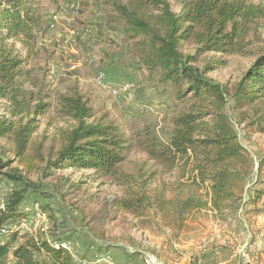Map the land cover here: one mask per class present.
<instances>
[{"label": "rangeland", "instance_id": "374dc122", "mask_svg": "<svg viewBox=\"0 0 264 264\" xmlns=\"http://www.w3.org/2000/svg\"><path fill=\"white\" fill-rule=\"evenodd\" d=\"M139 1L39 0L44 24L34 47L28 51L20 43H7V48L14 47V52H19L26 63L18 85L21 103L0 98V117L12 122L15 128L33 119L37 131L22 157L16 155L14 136L0 138V160H11L7 170L18 169L37 191L28 190L29 202L24 207L29 216L21 221H9L3 227L5 230L0 231L1 242L9 241L15 231H20L19 242L25 233L40 237L49 232L63 233L66 248L81 264H153L152 260L157 264H194L198 259L196 245L188 244H197L208 227L221 225L215 221L235 226L236 248L244 244V239L248 240L249 234L256 238L264 233V209L259 208L260 203L248 205L257 188V164L264 156V98L252 107L236 110L231 97L246 71L264 51V20L254 26L242 54L221 57L208 53L197 64L200 69L211 62L216 66L208 76L229 90L225 112L252 162L240 203L244 205L242 213L239 209L231 211L226 215L227 220L222 221L215 214L210 217L196 211L179 228L173 220L169 223L148 207L138 209L135 214L122 209V200L137 198L142 193L152 197L166 192L167 197L180 194V198L190 194L188 189L180 193L178 188L186 183V178L181 177L182 163L162 164L148 154L152 137L168 145L174 120L196 107L193 102L178 100L174 88L160 82L159 71L145 64L149 55L146 38L140 35L131 38L124 22L114 13L115 4L134 10ZM167 1L173 11L180 12V0ZM252 2L264 6V0ZM70 3H75L76 8H68ZM141 12L151 16L154 11L152 7L142 6ZM52 23L54 28L50 27ZM194 53L195 46L188 45L185 54ZM221 58L224 64L218 61ZM102 71L106 79L99 83L97 78ZM74 89L89 99L94 122L116 124L133 146L115 177H105L93 170L44 171L62 148L60 132L75 124L59 112L60 98ZM39 102L49 104V108L37 116L34 109ZM18 188L23 185L12 181L0 184V212ZM199 188L200 195L207 200V186ZM36 201L43 212L35 206ZM242 220L247 222L249 232L242 227ZM91 244L108 247L110 252L98 253ZM46 258L41 260L48 262ZM260 258L264 264V251Z\"/></svg>", "mask_w": 264, "mask_h": 264}, {"label": "trees", "instance_id": "16d2710c", "mask_svg": "<svg viewBox=\"0 0 264 264\" xmlns=\"http://www.w3.org/2000/svg\"><path fill=\"white\" fill-rule=\"evenodd\" d=\"M38 1L0 0V98H10L18 105L21 103L18 85L24 76L22 66L26 60L19 52H14V47L7 48V43H20L28 51L34 47L44 24ZM142 6L152 7V15L141 12ZM180 7V12H175L167 0H141L134 10L115 4L114 13L124 22L131 38L139 35L146 38L149 55L145 64L159 71L160 82L174 88L178 100L193 102L196 107L193 112L174 120L168 145L152 137L147 148L152 160L162 164L171 162V165L182 163L181 177L186 178V183L179 184L178 188L180 193L188 189L190 194L180 198V194L167 197L166 192L152 197L142 193L137 198L122 200L120 205L134 214L138 209L148 207L182 228L186 217L193 212L211 210L225 221L229 212L241 207L252 162L225 112L227 98L231 95L229 90L208 76L216 66L211 62L200 69L197 64L208 53L221 57L242 54L254 26L264 20V6L256 5L252 0H180ZM188 45L195 46L194 54H185ZM218 61L225 63L222 58ZM231 97L236 110L252 107L264 98V51L246 71ZM48 108L49 104L39 102L34 114L42 115ZM59 112L75 124L60 132L62 148L44 171L93 170L105 177H115L127 152L133 148L119 126L102 120L94 122L95 113L90 101L78 89L60 98ZM33 121L15 128L12 122L0 117V138L14 136L17 157L25 155L37 131ZM11 164V160H0V184L12 181L23 188L13 190L0 212V231L5 230L3 227L9 221L17 222L29 216L24 207L29 202L26 193L30 189L37 191L18 169L7 170ZM256 172L257 188L248 204L253 206L264 198V156L259 159ZM203 185L207 186V200L200 195L199 187ZM34 203L37 207L40 205L39 201ZM19 235L20 231H15L9 241H0V264L82 262L63 246L66 243L63 233L49 232L45 237L25 233L20 237L22 242L18 241ZM90 247L98 253L110 252L108 247L104 249L96 244ZM41 257H47L48 262Z\"/></svg>", "mask_w": 264, "mask_h": 264}, {"label": "crops", "instance_id": "0c3cea01", "mask_svg": "<svg viewBox=\"0 0 264 264\" xmlns=\"http://www.w3.org/2000/svg\"><path fill=\"white\" fill-rule=\"evenodd\" d=\"M259 208L264 209V200L260 203ZM203 213H208L210 217L214 214L211 210L203 211ZM257 219L258 221H262L261 217H257ZM215 223L221 225H214L213 229L208 227V231L202 234V238L195 242L197 244L189 243L188 245H196V255L201 258V264H240L231 257L230 249L224 246L226 241L230 243L234 240L238 241L237 237L232 236V231L235 229V226L227 222H225L227 224L221 223L220 221H215ZM247 242L248 241L244 239V245ZM202 248L203 250H201ZM190 261L192 260L190 259Z\"/></svg>", "mask_w": 264, "mask_h": 264}, {"label": "built area", "instance_id": "2783aa9c", "mask_svg": "<svg viewBox=\"0 0 264 264\" xmlns=\"http://www.w3.org/2000/svg\"><path fill=\"white\" fill-rule=\"evenodd\" d=\"M68 8L70 9H75L76 8V4L75 3H70L67 5ZM55 19V17H54ZM51 28H54V24H50ZM106 79V74L105 72H100L98 74V82L99 83H103ZM132 85H129L128 87H131ZM244 210V205H242L239 208V212L242 213V211ZM243 224L242 227H244V229H246V232H249L248 229V225L247 222L245 220H242ZM245 233V232H244ZM232 236L234 237H238L235 235V233L232 231ZM232 238V237H231ZM247 238H249L247 241V243L244 245H241L239 247H235L234 241L233 242H229L226 241L224 246L228 247L231 251V257L234 260H237L238 263L240 264H261L260 262V257H261V253L262 251H264V233L260 234L259 236H257L256 238H253L252 235H248ZM55 245H57V242H54ZM64 247H67L66 244L63 245ZM69 248V247H68ZM70 249V248H69ZM203 250V248L201 249ZM109 259V258H108ZM201 258L198 257V259L196 261H194V264H201ZM153 264H157L154 260H152Z\"/></svg>", "mask_w": 264, "mask_h": 264}]
</instances>
